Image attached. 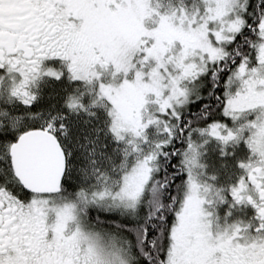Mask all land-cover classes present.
<instances>
[{"label": "snow or ice", "instance_id": "6c2138e0", "mask_svg": "<svg viewBox=\"0 0 264 264\" xmlns=\"http://www.w3.org/2000/svg\"><path fill=\"white\" fill-rule=\"evenodd\" d=\"M0 264H264V0H0Z\"/></svg>", "mask_w": 264, "mask_h": 264}]
</instances>
